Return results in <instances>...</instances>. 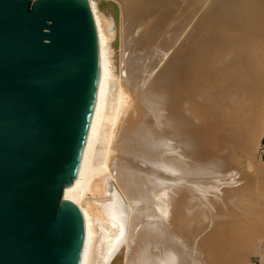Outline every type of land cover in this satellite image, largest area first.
Here are the masks:
<instances>
[{
  "label": "bare ground",
  "instance_id": "6f19581e",
  "mask_svg": "<svg viewBox=\"0 0 264 264\" xmlns=\"http://www.w3.org/2000/svg\"><path fill=\"white\" fill-rule=\"evenodd\" d=\"M86 1L76 264H264V0Z\"/></svg>",
  "mask_w": 264,
  "mask_h": 264
},
{
  "label": "water",
  "instance_id": "95a60500",
  "mask_svg": "<svg viewBox=\"0 0 264 264\" xmlns=\"http://www.w3.org/2000/svg\"><path fill=\"white\" fill-rule=\"evenodd\" d=\"M86 0H0V264H76L75 176L96 90Z\"/></svg>",
  "mask_w": 264,
  "mask_h": 264
},
{
  "label": "rangeland",
  "instance_id": "374dc122",
  "mask_svg": "<svg viewBox=\"0 0 264 264\" xmlns=\"http://www.w3.org/2000/svg\"><path fill=\"white\" fill-rule=\"evenodd\" d=\"M132 258H134V256H133V250H132Z\"/></svg>",
  "mask_w": 264,
  "mask_h": 264
}]
</instances>
